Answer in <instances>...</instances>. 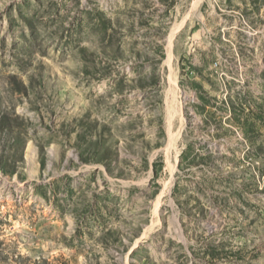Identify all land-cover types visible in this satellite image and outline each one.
Returning <instances> with one entry per match:
<instances>
[{"label": "rangeland", "instance_id": "obj_1", "mask_svg": "<svg viewBox=\"0 0 264 264\" xmlns=\"http://www.w3.org/2000/svg\"><path fill=\"white\" fill-rule=\"evenodd\" d=\"M0 264H264V0H0Z\"/></svg>", "mask_w": 264, "mask_h": 264}]
</instances>
